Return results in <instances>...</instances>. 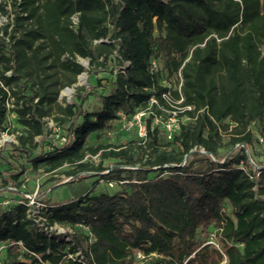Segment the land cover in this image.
Segmentation results:
<instances>
[{"label":"trees","instance_id":"trees-1","mask_svg":"<svg viewBox=\"0 0 264 264\" xmlns=\"http://www.w3.org/2000/svg\"><path fill=\"white\" fill-rule=\"evenodd\" d=\"M0 14V133L7 101L21 127L8 145L34 170L96 172L121 185L46 203L42 227L12 203L0 210V243L20 241L47 264H264V160L254 148L264 142V0H0ZM78 58L93 75L117 63L94 110L82 108L79 93L58 102L85 70ZM152 58L161 71H149ZM178 72L192 110L172 140L149 117L144 140L88 144L151 97L163 103L164 82ZM50 116L57 127L69 122L66 141L41 151ZM22 172L0 185H20ZM54 224L70 229L66 238L46 235ZM15 250L6 264L38 262Z\"/></svg>","mask_w":264,"mask_h":264},{"label":"rangeland","instance_id":"rangeland-1","mask_svg":"<svg viewBox=\"0 0 264 264\" xmlns=\"http://www.w3.org/2000/svg\"><path fill=\"white\" fill-rule=\"evenodd\" d=\"M10 10V7L8 6ZM7 17L0 14V27L6 23ZM76 22V18L73 19ZM77 62L80 63L84 68V72L77 77V82L74 86L62 88L58 95V102L65 106L76 99L75 93H79L81 98V105L84 110H94L100 105V94L105 93L110 87L113 73L111 71L117 68L116 61L112 62V66L107 71L98 72L97 74H89V62L85 59L78 58ZM173 83V82H172ZM75 87H82V90L77 91ZM78 101V100H77ZM54 116H50L51 125H45V132H47V140L41 142V151H49L53 145H60L62 138H66L67 127L69 122L62 127H57L56 122L53 120ZM8 127L7 139H14V136L19 133L21 127L17 123L13 114L9 115L6 123ZM258 135H256L257 137ZM136 133L131 130L129 132L122 131L121 122L117 119L110 123V126L99 135L92 134L88 139L90 145H119L128 142L131 139L136 138ZM255 152L260 159L264 160V142L258 140L254 143ZM40 148L33 151L37 153ZM226 152V148L222 149L221 154ZM248 157L250 155L248 154ZM28 154L11 148L8 144L0 151V179L7 175L9 171H16L22 169V174L19 180L23 189L27 192H32L38 185V190L42 195L39 196L41 200L49 204H59L62 202L76 199L90 189L93 193L107 192L114 193L121 188V185L116 182H106L105 180L99 179V173L96 172H83L76 176L66 177L64 171L66 167L56 170L52 173L44 172L43 168L34 170L28 159ZM88 161H92L97 164L99 158L96 156H88ZM251 163L257 167L252 160ZM104 167L109 170L113 168V160H104ZM108 170L104 171V173ZM52 178L53 181L44 183L46 180ZM93 183H96L93 187ZM92 187V188H91ZM12 196L6 192L0 191V198ZM212 236V235H210ZM210 243H214V239L210 240Z\"/></svg>","mask_w":264,"mask_h":264},{"label":"built area","instance_id":"built-area-1","mask_svg":"<svg viewBox=\"0 0 264 264\" xmlns=\"http://www.w3.org/2000/svg\"><path fill=\"white\" fill-rule=\"evenodd\" d=\"M75 19V18H74ZM127 62H123L121 67L127 66ZM163 68L162 61L159 58H152L149 63L150 72H158ZM118 67L114 69L116 72ZM169 88L168 91L161 94L163 103H160L156 97H151L148 103L137 109L132 115H122L118 119L121 122L122 131L129 132L133 130L139 139L146 138V122L149 117H151V126H157L166 140H172L173 137L179 132L180 126L186 120L188 116L187 111H191L192 107L189 105H182L183 97L181 94V84L182 78L180 72H178L174 78L173 84L164 82ZM68 89V88H66ZM171 90L177 91L178 98L173 97ZM6 123L8 121L9 115L13 114L10 111L11 104L6 102ZM45 125H51L48 118H44ZM8 133V127L0 133V151L9 143H17L15 136L14 139H7L6 135ZM62 143L66 141V138H62ZM61 143V144H62ZM0 191L11 194L12 196L0 198V210H4L9 207L12 203L24 204L26 206V217L36 226L42 227L45 222V217L42 216L43 209L47 208V204L39 198L41 192L38 190V185L32 192H27L23 189L21 183L17 185L16 183H10L7 185H0ZM46 235L49 237L51 235L65 237V234L70 231L66 227L59 225H51L43 227ZM66 238V237H65ZM13 246L16 247L18 259H21L23 253H28L30 256H34L38 261L36 264H47L42 261V259L35 253L29 251L23 244L18 242H1L0 243V264H6L8 261V251ZM14 252V251H13ZM69 255L68 258H71Z\"/></svg>","mask_w":264,"mask_h":264}]
</instances>
